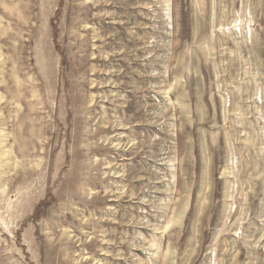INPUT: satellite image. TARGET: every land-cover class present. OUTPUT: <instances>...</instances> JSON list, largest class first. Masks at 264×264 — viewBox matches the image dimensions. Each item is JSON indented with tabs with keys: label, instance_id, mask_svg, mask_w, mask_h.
<instances>
[{
	"label": "rangeland",
	"instance_id": "374dc122",
	"mask_svg": "<svg viewBox=\"0 0 264 264\" xmlns=\"http://www.w3.org/2000/svg\"><path fill=\"white\" fill-rule=\"evenodd\" d=\"M0 264H264V0H0Z\"/></svg>",
	"mask_w": 264,
	"mask_h": 264
}]
</instances>
